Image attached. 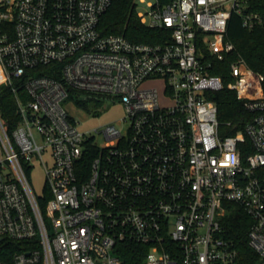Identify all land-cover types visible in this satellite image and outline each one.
I'll return each mask as SVG.
<instances>
[{
  "label": "built area",
  "instance_id": "1",
  "mask_svg": "<svg viewBox=\"0 0 264 264\" xmlns=\"http://www.w3.org/2000/svg\"><path fill=\"white\" fill-rule=\"evenodd\" d=\"M249 1L135 0L164 35L144 43L99 32L112 0H0V85L19 115L10 134L0 116V238L30 244L9 264H125L124 243L139 244L140 264H238L230 207L264 264V72L239 57L224 84L202 51L222 61L234 48L232 11L264 28ZM223 87L250 113L226 122L233 134L210 97ZM72 91L119 100V126L80 131L63 106Z\"/></svg>",
  "mask_w": 264,
  "mask_h": 264
},
{
  "label": "trees",
  "instance_id": "2",
  "mask_svg": "<svg viewBox=\"0 0 264 264\" xmlns=\"http://www.w3.org/2000/svg\"><path fill=\"white\" fill-rule=\"evenodd\" d=\"M249 5L253 10L264 11V0H250ZM135 7V0H112L100 17L99 32L102 35H122L132 42L158 43L162 41L163 31L144 26L137 16ZM225 40L231 42L234 48L225 55L222 61L216 60L205 48H202L205 60L212 61L210 73L219 76L225 84L231 62L239 57L255 72H264L263 27L245 28L241 17L232 11L227 20ZM210 97L217 106V117L221 123L220 131L225 134H233L236 131V128L226 126V122L230 121L233 124L238 122L240 124L238 127H241L240 120H246L250 116L242 102L236 99L233 90L227 87L213 91ZM69 98L82 105L87 103V98L82 99L76 91H72ZM0 116L7 133L10 134L19 115L14 94L7 84L0 85ZM249 224V217L239 207H230L222 219L223 234L236 249L238 264H253L257 259L255 252L247 242ZM29 248L30 244L27 241L3 238L0 241V260L9 264L15 253ZM119 253L125 264H140L142 261L143 251L140 250L139 244H121Z\"/></svg>",
  "mask_w": 264,
  "mask_h": 264
},
{
  "label": "rangeland",
  "instance_id": "3",
  "mask_svg": "<svg viewBox=\"0 0 264 264\" xmlns=\"http://www.w3.org/2000/svg\"><path fill=\"white\" fill-rule=\"evenodd\" d=\"M78 95L82 99L87 98L85 105L68 98L63 102V106L69 116L76 122L80 131L94 132V129H101L106 123L119 126L118 121L124 116V107L119 100L115 98H92L84 93H78ZM45 159L48 160V156ZM30 179L35 192L41 193L45 179L41 163L36 162L33 164Z\"/></svg>",
  "mask_w": 264,
  "mask_h": 264
},
{
  "label": "water",
  "instance_id": "4",
  "mask_svg": "<svg viewBox=\"0 0 264 264\" xmlns=\"http://www.w3.org/2000/svg\"><path fill=\"white\" fill-rule=\"evenodd\" d=\"M2 240V238H0V241Z\"/></svg>",
  "mask_w": 264,
  "mask_h": 264
}]
</instances>
